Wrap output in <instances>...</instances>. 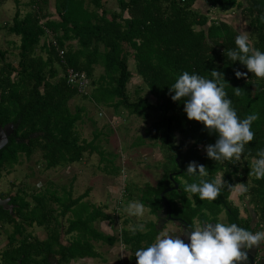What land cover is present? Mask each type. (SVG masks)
Segmentation results:
<instances>
[{
	"label": "trees",
	"instance_id": "obj_1",
	"mask_svg": "<svg viewBox=\"0 0 264 264\" xmlns=\"http://www.w3.org/2000/svg\"><path fill=\"white\" fill-rule=\"evenodd\" d=\"M116 1L117 8L110 10L104 0H54L50 11V0H29L24 14L17 8L12 20L4 24L18 42H13L9 51L0 47V125H16L17 139H11L1 159L18 164L20 154L30 158L38 151L46 169L80 162L96 147L79 134L78 123L87 116L85 106L71 108L70 100L79 96L94 106L121 107L129 114L152 116L144 135L163 153L161 179L154 185L145 183L138 199L151 214L162 208L165 197L171 215L186 223L192 224L195 218L207 221L209 216L216 219L225 210L232 221L240 219L245 229L254 231L252 216L239 218L238 207L229 195L236 183L245 184L248 191L242 196L249 197L253 206L255 228L264 224V179L251 174L253 158L259 149H264V79L227 57V51L235 48V36L242 30L233 24V18L224 15L239 10L252 45L264 52V0ZM13 52L14 60L8 59L7 54ZM98 66L102 71L95 76ZM69 67L85 72L90 79L86 93L68 84ZM213 69L223 73L227 97L239 118L259 114L251 125L254 140L245 145L238 162H217L207 157L204 146L214 144L217 134L210 133L202 122L189 120L183 111L184 101H173L174 92H169L183 71L211 78ZM235 70L247 72V78H236ZM133 74L141 79L140 88H146L152 98L130 97L127 84ZM236 87L241 88L240 96L234 94ZM190 161L206 166V180L212 181L220 174L233 187L222 189L214 201L200 200L198 195L185 192L186 183L198 180L186 171ZM171 173L178 187L167 190L173 187ZM89 191L87 188L73 197L71 189L64 186L47 188V216L40 217V211L37 218L34 216L38 224L47 220L49 252L57 247L54 252L61 256L63 264L98 258L94 242L112 245L116 241L114 235L104 234L94 226L96 220L109 219L102 208L81 202ZM68 213L72 215L63 232L71 236L62 245L58 242L62 224L57 217ZM144 226L143 231L121 230L120 240L131 250L130 264H136L135 251L154 243L161 232L155 221H147Z\"/></svg>",
	"mask_w": 264,
	"mask_h": 264
},
{
	"label": "rangeland",
	"instance_id": "obj_2",
	"mask_svg": "<svg viewBox=\"0 0 264 264\" xmlns=\"http://www.w3.org/2000/svg\"><path fill=\"white\" fill-rule=\"evenodd\" d=\"M104 1L108 9L117 8L116 0ZM28 2L29 0H5L0 3V47L2 50L9 51L12 49L13 42H18V37L9 33L4 24L12 20L17 8L20 9L21 14H24L29 8ZM53 3L54 0H50L52 5L50 11L53 10ZM232 13L234 16L232 17L233 24L239 26L240 30L247 31V24L244 18L240 16L239 10ZM14 52L11 55L7 54L8 59L14 60L16 55ZM128 64L130 69L133 68L131 60ZM101 71V66H98L95 76ZM141 82V79L133 74L127 84L130 97L135 98L142 95L152 98L146 88H140ZM77 104L85 106L87 112L83 122L78 123L80 137L92 141L96 149L85 154L80 162L51 169L44 168V164L39 161L40 153L38 151L30 158L21 155L19 159L21 163L15 165V174L21 177L27 172L26 170H31L35 174L32 179L34 183L41 181L49 189H59L64 186L66 190L71 189L73 197L83 194L89 188V193L82 198L81 202L85 204L87 202L94 207H102L103 211L110 217L112 225L104 226L107 221L101 223L103 225L96 222L95 227L98 229L106 227L104 232L116 237L113 247L100 241L94 242L100 257L75 259L70 261L69 264H107L108 260H113L118 264H130L131 250L130 247L120 241L121 232L119 230L123 228L132 230L144 222L156 221V216L151 214L146 206H144L143 216L130 215L127 211L130 203L139 202L140 189L144 187L145 183L148 182L154 185L162 177V150L158 145L149 144L150 140L146 139L144 135L152 116L144 118L142 115L129 114L126 109L121 107L114 109L113 106H101L103 104L94 106L88 100H83L79 96L70 100L71 108ZM141 137L144 138L143 142L140 139ZM179 138V135H177L176 140H179ZM239 184H235L229 198L239 208L241 216L246 214L245 205L253 214V206L249 203V197L240 194ZM58 194H61V190L58 191ZM71 215V213H68L61 218L63 229L67 226ZM217 217L221 223H224L226 220L225 210H222ZM212 218L209 216L208 220ZM196 220V218L193 220L195 224L200 221ZM163 227L166 229L165 231L162 229ZM159 229L164 231L161 235L164 233L171 234L172 230L179 231L181 226L168 220ZM261 231H264V226H262ZM70 236L65 234L64 242Z\"/></svg>",
	"mask_w": 264,
	"mask_h": 264
},
{
	"label": "clouds",
	"instance_id": "obj_3",
	"mask_svg": "<svg viewBox=\"0 0 264 264\" xmlns=\"http://www.w3.org/2000/svg\"><path fill=\"white\" fill-rule=\"evenodd\" d=\"M261 19L264 20V17ZM226 55L230 61L243 64L255 77L264 79V52L252 45L247 31H240L235 36V48L228 50ZM210 75L211 78H206L183 71L169 88L170 93L174 92L171 99L183 100V111L187 118L202 122L210 133L217 134L214 144L204 146L208 158L217 162H238L245 145L254 140L251 125L259 114L239 118L232 107V100L227 97L223 73L213 69ZM235 76L247 78V72L235 70ZM234 94L240 96L241 88H234ZM186 171L189 176L198 177V180L186 183L183 190L198 195L200 200L214 201L222 189L233 187L222 176L212 181L206 180V166L196 161H190ZM251 174L257 179H264V149H259L253 158ZM238 190L244 194L248 188L241 183ZM127 211L130 215L143 216L144 205L140 202L130 203ZM144 227L140 224L132 231H143ZM183 235L188 243L180 235H158L154 243L135 251L136 264H240L248 259L246 250L264 243V231L253 233L235 223L203 221L198 226L184 229Z\"/></svg>",
	"mask_w": 264,
	"mask_h": 264
},
{
	"label": "flooded vegetation",
	"instance_id": "obj_4",
	"mask_svg": "<svg viewBox=\"0 0 264 264\" xmlns=\"http://www.w3.org/2000/svg\"><path fill=\"white\" fill-rule=\"evenodd\" d=\"M8 124L11 125V127L4 128V125ZM4 125H0L2 127V130H0V264H63L61 256L54 252L57 250V247L49 252L50 234L48 232L47 220L42 224H38L34 219L38 211L41 213L40 217L44 214L47 216L49 207L47 187L41 181H36L35 183L32 181L35 174L31 170H26L27 172L19 177L15 174L16 163H9L1 159L2 152L7 144L12 138L17 139L16 125L12 122H8ZM21 155L24 154H20V156ZM38 198H40L41 201H39ZM56 207L57 206H53V208ZM244 210L246 214L241 216L238 208L239 218L246 219L252 216L251 228L254 230L252 232L261 231L264 224H260L259 227L255 228V217L246 205ZM160 211H162V208L157 213ZM56 213H58V211ZM157 213L155 214V223L156 227L159 228L160 218L157 217ZM64 216L57 217V220L62 224L58 241L62 245L66 244L70 239V237H68L69 239L64 242L65 234L63 233V222L61 221V218ZM225 219V224L235 223L239 227L245 228L244 223L240 222V219L232 221L226 211ZM165 220L164 224L168 222L167 217H165ZM208 221L213 224L221 223L218 217ZM201 222L203 221H197V224L194 222L192 224H187L190 227H195L200 225ZM162 229H164V227ZM171 234L180 235L181 239L184 238L182 229L177 232H172ZM246 251L248 259L247 261L240 262V264H264V243L257 248L248 249Z\"/></svg>",
	"mask_w": 264,
	"mask_h": 264
},
{
	"label": "water",
	"instance_id": "obj_5",
	"mask_svg": "<svg viewBox=\"0 0 264 264\" xmlns=\"http://www.w3.org/2000/svg\"><path fill=\"white\" fill-rule=\"evenodd\" d=\"M11 125H4V128H10ZM0 130H2V127L0 126ZM36 134H32L31 136H35ZM177 162H178V158H177ZM174 174V173H173ZM173 174H169V178L172 179L173 181V187H169L167 190H170L172 188H177L178 187V184L176 183V181L173 180ZM166 191V190H165ZM163 191L161 193V196H163L164 192ZM157 217L160 218L159 219V228L165 223V217H167L168 220H171V221H174L175 223H177L178 225L181 226V229H182V234H183V230L186 229L187 227H190L186 222L182 221L181 219H175L171 216L170 214V204L168 202V200L163 197V205H162V211H160L159 213H157ZM184 236V240H185V243L188 242V239L185 235Z\"/></svg>",
	"mask_w": 264,
	"mask_h": 264
},
{
	"label": "built area",
	"instance_id": "obj_6",
	"mask_svg": "<svg viewBox=\"0 0 264 264\" xmlns=\"http://www.w3.org/2000/svg\"><path fill=\"white\" fill-rule=\"evenodd\" d=\"M62 53L63 51L60 50V54ZM66 77L68 84L75 86L79 93H86L88 91L87 88L90 86V79L85 72L76 71L69 67L66 70Z\"/></svg>",
	"mask_w": 264,
	"mask_h": 264
},
{
	"label": "crops",
	"instance_id": "obj_7",
	"mask_svg": "<svg viewBox=\"0 0 264 264\" xmlns=\"http://www.w3.org/2000/svg\"><path fill=\"white\" fill-rule=\"evenodd\" d=\"M226 15V18L227 19H232V17H234L233 16V13L231 12V13H227V14H225ZM102 208V207H101ZM102 210H103V208H102ZM105 221H107L106 223V225H104V226H108V224H110V225H112V223H111V219H110V217H109V219H101L100 221L99 220H96L95 222H94V226L96 225L95 223L96 222H98V224H101V223H103V222H105ZM145 224V222L143 223V225ZM101 225H103V224H101ZM101 227V226H100ZM103 227V226H102ZM106 227H103V228H97L98 230H100V231H102L104 234H108V235H111V234H109V233H106V232H104V231H106V230H104ZM164 231L166 230V229H163ZM161 231L160 233H159V235H161L164 231ZM120 232H121V230H119ZM172 232H175V230H172ZM120 239V238H119ZM121 241V240H120ZM122 242V241H121ZM114 243H115V241H114ZM114 243L112 244V245H110L111 247H113V245H114ZM123 243V242H122ZM124 244V243H123ZM125 245V244H124ZM127 246V245H126ZM128 247V246H127ZM125 249H126V247H125ZM97 250V249H96ZM106 262H107V260H106ZM107 264H118V262H113V260H111V261H109L108 260V262H107Z\"/></svg>",
	"mask_w": 264,
	"mask_h": 264
}]
</instances>
